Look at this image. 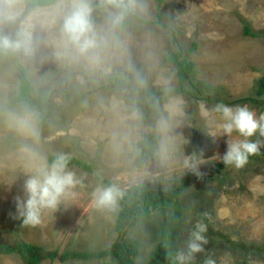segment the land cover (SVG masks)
I'll list each match as a JSON object with an SVG mask.
<instances>
[{
    "label": "rangeland",
    "instance_id": "rangeland-1",
    "mask_svg": "<svg viewBox=\"0 0 264 264\" xmlns=\"http://www.w3.org/2000/svg\"><path fill=\"white\" fill-rule=\"evenodd\" d=\"M117 2L130 11L89 0L96 44L82 53L62 31L72 0L34 7H27L24 0H0V36L16 39L27 33L31 37L27 53L0 49L2 243L28 241L48 251L110 247L118 235L114 228L118 199L114 210L92 202L97 187L111 186L105 180L119 189L143 181L154 188H171L182 176L194 175L186 160L199 162L201 171L209 174L226 150L227 137L220 134L214 114H203L202 103L210 109L223 101L264 113L239 100L254 96L257 81L264 75V0ZM117 15L122 17L119 23L114 22ZM244 24L259 36L243 34ZM192 42L197 46L190 52ZM176 49L193 62L183 87L208 95L210 101L174 90L178 85L175 66L165 57ZM15 59L28 72L33 103L14 101L20 81ZM113 72L120 73L126 84L115 90L97 88ZM160 87L170 92L151 101L148 89ZM26 126L33 127L35 135ZM25 147L46 161L50 154L80 157L105 180L76 165L68 166L81 183L68 190L56 209L43 210L38 226H23L14 218V197L23 195L32 166L41 163L30 159ZM263 152L264 147L258 154ZM168 220L166 213L155 212L128 229L126 237L139 247L133 264H148L159 244L176 263L175 253L186 250L197 220L207 225L208 243L187 264H205L208 256L216 264H264V250L258 248L264 246V157L249 158L242 168L225 166L214 179L191 182L180 195V213H174L171 223ZM113 262L107 255L65 262L43 259L39 264ZM0 264L24 261L15 253L0 254Z\"/></svg>",
    "mask_w": 264,
    "mask_h": 264
},
{
    "label": "clouds",
    "instance_id": "clouds-1",
    "mask_svg": "<svg viewBox=\"0 0 264 264\" xmlns=\"http://www.w3.org/2000/svg\"><path fill=\"white\" fill-rule=\"evenodd\" d=\"M109 2L119 6L117 0ZM91 12L89 0H72L71 10L63 22L62 31L67 41L82 53L96 44L90 22ZM121 18L117 15L114 22L119 23ZM30 40L31 37L27 33L18 34L16 39L0 36V49H23L27 53L30 50ZM201 107L205 116L214 114L218 118L219 132L227 137L225 152L222 155L218 154L220 162L225 166L242 168L247 164L249 157L258 154L264 147V113L258 115L247 105H228L223 101L216 102L210 109L203 103ZM26 127L35 135L33 127ZM253 137L258 138L254 140ZM23 151L29 154L30 159H40L41 163L32 166V173L24 181L23 195L14 197L16 210L14 218L21 220L23 226L36 227L41 223L42 211L56 209L68 190L81 181L68 169L70 156L57 154L49 164L45 159L38 157L32 149L25 147ZM200 155H204L203 150ZM185 166L198 179H203L206 175L201 171L200 163L197 161L186 160ZM92 196L94 206L114 210L122 193L116 185H111L97 187ZM207 230V225L201 220L193 224L186 250L178 249L175 253L176 264H187L195 254L205 251L204 245L208 243ZM205 264H216V261L208 256Z\"/></svg>",
    "mask_w": 264,
    "mask_h": 264
},
{
    "label": "trees",
    "instance_id": "trees-1",
    "mask_svg": "<svg viewBox=\"0 0 264 264\" xmlns=\"http://www.w3.org/2000/svg\"><path fill=\"white\" fill-rule=\"evenodd\" d=\"M27 7L34 6H47L54 3L56 0H24ZM158 5H161L164 0H156ZM109 0H103V3H107ZM125 12H129L130 9L124 5L117 6ZM124 21L122 25H125ZM243 34L252 37L259 36L258 33L251 30L247 25H243ZM197 46L196 42H192L189 51H193ZM165 60L172 62L175 66L176 77H177V87L174 89L177 92L184 93L195 99H204L210 101L208 95H196L193 91L183 87L184 82L188 81L190 74L193 69V62L187 58L182 53L181 49H176L171 51ZM16 68L20 75V81L18 84L19 91L14 99V101H23L27 103H33V97L31 95L32 85L26 68L15 59ZM126 84L124 77L118 73L113 72L102 78L101 83H99L97 88L100 89H114L117 85ZM190 86L192 83H190ZM203 87L208 88V85L203 83ZM115 90V89H114ZM140 91L146 92V89H139ZM67 93V91H64ZM170 92L169 88H149L147 93L152 96L151 101L155 97H160L163 99L167 93ZM126 96V95H123ZM242 102H249L255 105L259 111H264V75H262L258 81L255 89V95L244 96L239 99ZM151 103V102H150ZM41 112L44 109L37 104ZM45 116L40 120V124H43ZM57 154H50L47 158V162L50 164ZM71 157L69 165H76L79 168L94 172L92 164L86 160L74 156ZM264 157V152L261 154H256L249 158ZM225 168V165L220 161L215 162L212 171L206 174L203 179H214L218 174ZM96 174V173H95ZM96 176L104 181L99 175ZM198 179L196 175H184L179 180L178 183L171 188H154L149 182L143 181L136 184H131L125 189H119L122 196L118 198V210L114 222V228L117 232V238L111 244L110 247L102 249L100 251H79L72 249H65L60 251L59 249L46 250L44 247L37 245L28 241H17L12 243H2L0 242V254H18L20 258L24 261V264H39L43 259H49L50 261H55L56 259L60 262H65L71 259H91L99 258L103 256L110 255L114 258L112 264H133L134 258L139 253L138 242L134 239L126 237L129 228L134 226L138 220L142 218H148L153 213H166L169 220L173 221L174 213L177 215L180 213V195L188 187L191 182ZM107 185H112L110 181H106ZM264 250V246H259L258 248ZM148 264H176L170 257L167 249L162 245H156L152 254L149 257Z\"/></svg>",
    "mask_w": 264,
    "mask_h": 264
},
{
    "label": "water",
    "instance_id": "water-1",
    "mask_svg": "<svg viewBox=\"0 0 264 264\" xmlns=\"http://www.w3.org/2000/svg\"><path fill=\"white\" fill-rule=\"evenodd\" d=\"M137 48H139V47H137ZM133 50H135V48H134ZM135 51H136V50H135ZM131 52H132V50H131Z\"/></svg>",
    "mask_w": 264,
    "mask_h": 264
}]
</instances>
